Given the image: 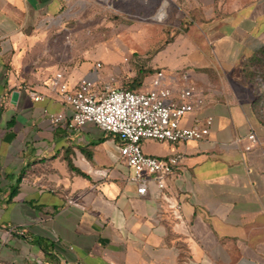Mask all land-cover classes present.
Here are the masks:
<instances>
[{
  "label": "crops",
  "instance_id": "obj_1",
  "mask_svg": "<svg viewBox=\"0 0 264 264\" xmlns=\"http://www.w3.org/2000/svg\"><path fill=\"white\" fill-rule=\"evenodd\" d=\"M72 1L0 0V264H264L262 95L244 72L264 46V0H172L180 25L152 63L173 99L190 85L203 98L182 125L213 122L203 139L142 140L148 154L183 155L165 190L151 182L143 195L120 138L71 126L52 85L59 73L71 87L87 75L109 82L53 39ZM148 17L131 28L139 45ZM252 130L259 143L247 150Z\"/></svg>",
  "mask_w": 264,
  "mask_h": 264
},
{
  "label": "built area",
  "instance_id": "obj_2",
  "mask_svg": "<svg viewBox=\"0 0 264 264\" xmlns=\"http://www.w3.org/2000/svg\"><path fill=\"white\" fill-rule=\"evenodd\" d=\"M101 65L97 63L96 68ZM61 78L62 73L57 74L52 85L59 89L65 105L71 109V126L81 127L94 122L101 129L117 135L121 140L120 156L133 170L132 179L139 194H145L151 182L164 191L167 178L183 162L181 154L159 157L146 153L141 144L143 139L178 142L203 139L211 131L212 117L193 127L182 125L184 116L203 103V98L198 95L197 88L190 85L180 90V99H173L172 89L165 84L162 71L154 75L151 87L145 90L115 87L110 82H99L95 75L84 76L75 87L61 82ZM256 87L262 95L264 116V75L258 76ZM31 95L35 100L44 98L36 92ZM65 118L64 112H58L51 119L56 124ZM247 137V150L259 143L255 130Z\"/></svg>",
  "mask_w": 264,
  "mask_h": 264
},
{
  "label": "rangeland",
  "instance_id": "obj_3",
  "mask_svg": "<svg viewBox=\"0 0 264 264\" xmlns=\"http://www.w3.org/2000/svg\"><path fill=\"white\" fill-rule=\"evenodd\" d=\"M152 1L141 6V0H73L53 39L67 58L101 62L102 76L115 87L145 90L147 77L158 69L152 63L153 53L170 37L174 24L180 25L179 19L175 21V11L183 13L181 6L167 0V6L160 9L164 10V18L158 20L151 16L155 10L159 12V6L154 5L161 0ZM147 17L143 32L147 44L139 45L137 31L131 28Z\"/></svg>",
  "mask_w": 264,
  "mask_h": 264
},
{
  "label": "trees",
  "instance_id": "obj_4",
  "mask_svg": "<svg viewBox=\"0 0 264 264\" xmlns=\"http://www.w3.org/2000/svg\"><path fill=\"white\" fill-rule=\"evenodd\" d=\"M244 72L247 79L256 86L258 76L264 75V46L248 58L244 64Z\"/></svg>",
  "mask_w": 264,
  "mask_h": 264
}]
</instances>
